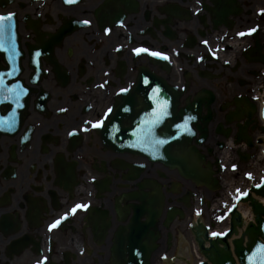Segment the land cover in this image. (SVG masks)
Here are the masks:
<instances>
[{
  "label": "flooded vegetation",
  "instance_id": "af4514ba",
  "mask_svg": "<svg viewBox=\"0 0 264 264\" xmlns=\"http://www.w3.org/2000/svg\"><path fill=\"white\" fill-rule=\"evenodd\" d=\"M8 13L17 34L4 37L0 80L30 94L24 110L0 100V264H113L116 233L131 222L138 197L163 193L165 209L188 213L196 195L222 209L223 191L197 187L142 151L167 143L132 135L123 145L130 149L119 151L96 124L130 92L128 126L141 131L145 106L157 109L145 98L161 96L162 81L175 88L176 116L213 91L215 117L202 146L215 147V161L225 151L217 146H229L218 124L243 116L264 83V0H0V14ZM155 121L152 130L162 133L167 119L153 128ZM237 164L241 179L246 165ZM168 234L155 257L176 245V232Z\"/></svg>",
  "mask_w": 264,
  "mask_h": 264
},
{
  "label": "water",
  "instance_id": "95a60500",
  "mask_svg": "<svg viewBox=\"0 0 264 264\" xmlns=\"http://www.w3.org/2000/svg\"><path fill=\"white\" fill-rule=\"evenodd\" d=\"M194 105L198 111L201 110L200 102ZM125 116L128 119L126 114L122 115V119ZM174 119L172 118V120ZM189 119L191 122H195L196 119H199V116L195 117V119ZM251 119L252 117H249L244 126H240L237 139L241 141L247 138L249 148L254 147L248 134L249 128H251V131H255V127H251L254 123V120ZM118 120L117 116L115 117L114 114H111L102 128L105 142L109 145L127 141L132 136L129 128L118 127ZM187 120L188 117H184V128L188 130V132L185 131L184 133V143H190L195 135ZM210 120L211 116L209 115L205 118V127H200L201 139L199 142L207 139ZM228 121H231V119ZM261 130L264 133V127ZM240 134H243L242 138L239 137ZM174 137L172 134L170 139ZM152 154L154 156L153 159L163 160L171 167H178L185 177L192 178L198 184L202 183L211 185V187H218V180L212 176L213 172H207L202 168L201 164L205 161V157L199 153L196 147L183 146L180 154H177L176 150L171 146H163L159 149H153ZM251 191L254 192L252 196L251 193L241 195L237 202L250 201L255 223L240 218L238 214L239 207L236 210L237 207L233 206L230 211V229L226 233H216V235H213L214 237H210L206 232H202L200 237L198 235L200 250L207 258L206 261L200 264H258V262L264 260V252L260 250L261 246L264 245V178L260 185L252 186ZM146 205H149L147 209H145V204L135 206L133 223L118 232L117 245L115 246V264H152L151 257L158 248L157 241L160 238L158 223L162 215V200L157 202L152 200L151 202H146ZM177 214H180L181 217L183 216L179 210L171 209L164 226L169 227ZM144 215H147L148 219L146 222H141L140 218ZM232 239L234 240L232 241ZM205 241L209 242V246L205 245ZM127 256L128 258H126Z\"/></svg>",
  "mask_w": 264,
  "mask_h": 264
},
{
  "label": "snow or ice",
  "instance_id": "6c2138e0",
  "mask_svg": "<svg viewBox=\"0 0 264 264\" xmlns=\"http://www.w3.org/2000/svg\"><path fill=\"white\" fill-rule=\"evenodd\" d=\"M15 14L13 13H8L6 15L4 14H0V47H3V40H4V37L6 34H8L11 30V21L13 19V16ZM87 23V22H86ZM250 31H254L253 30H250ZM240 35H244V33H241ZM138 53L141 52V51H147L146 49H137L136 50ZM153 56H163V54L161 53H157V52H153L152 53ZM166 58V57H164ZM147 83V81H145ZM3 85V81L0 80V86ZM121 91H127V89H122ZM5 99H7V97H5ZM166 105H165V108H162L161 109V116H165L167 115V112H166ZM109 112H111V109H109ZM193 119H195V117H193ZM103 123V121H100L96 124L97 127L101 126ZM162 123V120L158 117L155 121V123H153L152 127L154 128L156 125ZM150 134V133H149ZM146 139H148V137L146 136L145 137ZM158 143H164V141H159ZM77 208H82V207H86L85 205H77L76 206ZM75 210V209H74ZM60 223V221H56L55 223H53L52 225H50V229L51 228H55L57 227V225ZM213 235H216V233H213ZM262 252H264V245L261 246V249H260ZM258 264H264V260L258 262Z\"/></svg>",
  "mask_w": 264,
  "mask_h": 264
},
{
  "label": "bare ground",
  "instance_id": "6f19581e",
  "mask_svg": "<svg viewBox=\"0 0 264 264\" xmlns=\"http://www.w3.org/2000/svg\"><path fill=\"white\" fill-rule=\"evenodd\" d=\"M257 115H258V110H257ZM262 124V123H261ZM261 128H262V125H261ZM249 133V131H248ZM258 137L262 138V143H261V146H254L253 148V151H258L259 152V155L257 154L256 156V165L254 166L256 168V170H260V168H264V161L262 159V156L263 155L261 153L260 155V149L264 147V133H263V130L259 131L257 133ZM255 139V137H254ZM246 141V139L244 140V142ZM229 145H233V141L230 140L229 142ZM240 146H244V144H239ZM246 149V148H245ZM214 151H216V149L214 148ZM239 214H240V218H243L245 220H248L250 222H254V218H253V212H252V207L251 205L247 204V203H244L242 205L239 206Z\"/></svg>",
  "mask_w": 264,
  "mask_h": 264
},
{
  "label": "rangeland",
  "instance_id": "374dc122",
  "mask_svg": "<svg viewBox=\"0 0 264 264\" xmlns=\"http://www.w3.org/2000/svg\"><path fill=\"white\" fill-rule=\"evenodd\" d=\"M205 214H206V212H205ZM205 214H204V216H205ZM175 228H176V230H181V226L180 225L175 226Z\"/></svg>",
  "mask_w": 264,
  "mask_h": 264
}]
</instances>
